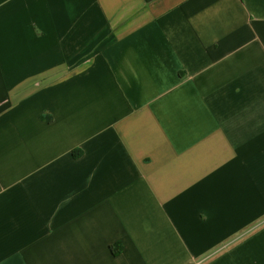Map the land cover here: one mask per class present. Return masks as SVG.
Segmentation results:
<instances>
[{
  "label": "crops",
  "instance_id": "0c3cea01",
  "mask_svg": "<svg viewBox=\"0 0 264 264\" xmlns=\"http://www.w3.org/2000/svg\"><path fill=\"white\" fill-rule=\"evenodd\" d=\"M0 264H264V0H0Z\"/></svg>",
  "mask_w": 264,
  "mask_h": 264
},
{
  "label": "trees",
  "instance_id": "16d2710c",
  "mask_svg": "<svg viewBox=\"0 0 264 264\" xmlns=\"http://www.w3.org/2000/svg\"><path fill=\"white\" fill-rule=\"evenodd\" d=\"M111 250L114 253V255L118 256L122 252V247L121 245H113L111 246Z\"/></svg>",
  "mask_w": 264,
  "mask_h": 264
}]
</instances>
